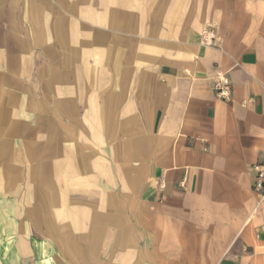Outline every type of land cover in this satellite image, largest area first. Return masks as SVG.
<instances>
[{"label":"crops","instance_id":"crops-1","mask_svg":"<svg viewBox=\"0 0 264 264\" xmlns=\"http://www.w3.org/2000/svg\"><path fill=\"white\" fill-rule=\"evenodd\" d=\"M25 70L49 157L19 194L0 144V264H264V0H0V86Z\"/></svg>","mask_w":264,"mask_h":264},{"label":"rangeland","instance_id":"rangeland-1","mask_svg":"<svg viewBox=\"0 0 264 264\" xmlns=\"http://www.w3.org/2000/svg\"><path fill=\"white\" fill-rule=\"evenodd\" d=\"M28 58L33 59V61L27 65L32 67L35 59H42V56L31 55L28 56ZM43 73L45 78L40 77V73L33 70L8 72V75L13 79V85L0 86V108L4 107L7 108L8 111H12L13 116L17 117L20 123L19 128L15 132H8L9 128L7 124H0V144L2 143L9 148L8 162L10 164L11 162L15 163L18 158L17 155L25 162V164H23L25 165L26 174L21 180L23 183H20L21 181L19 183H14V188H18L20 184L22 185V191H17L16 189L14 191L16 193L19 192V194H24L30 185L27 172L31 167L28 166L27 163L30 162V160H32V162L36 160H47L49 157L46 138L48 137L47 132L50 119L41 112L42 103L39 102V99L45 97V94L48 92L47 79L49 72L44 71L42 75ZM3 74H6V72L0 71V75ZM44 83H46V86ZM17 109L18 111H16ZM32 137L34 142H41V147L38 148L41 150V153L39 152V156L37 157L35 155L36 153L30 150L27 145ZM29 153L34 154V161L33 157H31V159L28 157Z\"/></svg>","mask_w":264,"mask_h":264},{"label":"built area","instance_id":"built-area-1","mask_svg":"<svg viewBox=\"0 0 264 264\" xmlns=\"http://www.w3.org/2000/svg\"><path fill=\"white\" fill-rule=\"evenodd\" d=\"M205 44L212 45L214 36L212 35L211 31L205 30L203 32ZM214 91L216 96L225 101L232 100L233 94V87L229 77L225 74L219 76L214 84ZM255 190L260 197V201L264 199V158L258 161L255 166Z\"/></svg>","mask_w":264,"mask_h":264}]
</instances>
